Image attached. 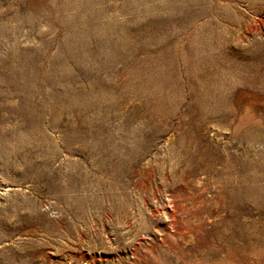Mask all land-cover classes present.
I'll return each mask as SVG.
<instances>
[{"label":"rangeland","instance_id":"1","mask_svg":"<svg viewBox=\"0 0 264 264\" xmlns=\"http://www.w3.org/2000/svg\"><path fill=\"white\" fill-rule=\"evenodd\" d=\"M0 264H264V0H0Z\"/></svg>","mask_w":264,"mask_h":264}]
</instances>
